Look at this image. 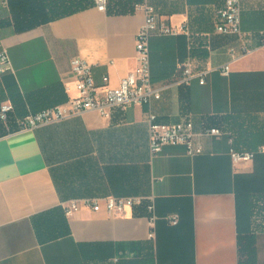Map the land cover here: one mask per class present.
Here are the masks:
<instances>
[{
  "label": "crops",
  "instance_id": "0c3cea01",
  "mask_svg": "<svg viewBox=\"0 0 264 264\" xmlns=\"http://www.w3.org/2000/svg\"><path fill=\"white\" fill-rule=\"evenodd\" d=\"M80 0H53L61 11ZM71 14L17 31L9 0H0V50L13 70L0 75V105L15 109L0 122V264H241L240 241L254 237L264 264V189L251 215V177L264 158V0H240V35L216 30L224 0H148L161 20L187 33L150 39L151 76L161 97L150 106L116 109L110 119L86 111L33 129L29 112L66 105L77 95L71 60L93 66L109 85L135 70L136 35L145 15L98 11L92 0ZM235 51V58L230 50ZM214 70L201 85H175L181 64ZM177 123L191 119L202 152L165 145L153 155L148 113ZM217 127L219 137L204 135ZM233 138V144L229 138ZM261 151L234 163L230 149ZM153 197L151 228L145 205L112 217L88 207L67 216L71 200ZM178 215L172 225L167 217ZM258 217V219H256ZM154 231V237L149 233Z\"/></svg>",
  "mask_w": 264,
  "mask_h": 264
},
{
  "label": "built area",
  "instance_id": "2783aa9c",
  "mask_svg": "<svg viewBox=\"0 0 264 264\" xmlns=\"http://www.w3.org/2000/svg\"><path fill=\"white\" fill-rule=\"evenodd\" d=\"M96 9L102 13L107 12L110 0H93ZM137 9L144 11L145 19L136 35V58L138 65L134 71L124 76L118 86L109 85V76H103L102 85L96 84L93 77V66L81 57L71 60V72L74 78L77 95L70 98L66 105L47 108L38 113L29 112L20 119L21 129H33L40 125L59 121L64 118L82 114L86 111H95L104 118L110 119L116 109L125 111L132 105L150 106L153 100L161 97V87H156L151 76L150 39L155 35H178L187 33L186 27L180 29L171 26L161 20L155 7L148 0H142ZM216 30L220 33H234L240 35L241 29V4L240 0H224L223 7L219 10V21ZM264 41V31L261 33ZM230 55L235 58V51L230 50ZM182 74L175 78V85L189 86L193 80L198 79L203 85L206 77L214 70L221 71L224 75L230 73V63L219 68L194 70L191 59L181 64ZM13 70L9 52L6 48L0 50V75ZM15 107L10 102L0 105V121L7 123L10 114ZM149 144L153 155L159 154L165 145H185L189 155H197L202 152V146L194 140L193 122L191 119H183L177 123H165L149 111ZM204 135L219 137L223 131L217 127L204 131ZM233 144V138H229ZM230 155L234 163L249 162L254 160V152H238L234 147L230 149ZM145 205L148 212L151 228H154L155 202L153 197L131 196L116 197L109 196L104 199H81L71 200L64 208L67 216L79 212L88 207L95 212L105 208L112 217H122L127 209ZM167 220L176 225L179 222L178 215H171ZM154 237V231L149 233Z\"/></svg>",
  "mask_w": 264,
  "mask_h": 264
},
{
  "label": "trees",
  "instance_id": "16d2710c",
  "mask_svg": "<svg viewBox=\"0 0 264 264\" xmlns=\"http://www.w3.org/2000/svg\"><path fill=\"white\" fill-rule=\"evenodd\" d=\"M92 2L94 4L93 0ZM141 3L142 0H110L106 13L115 15L133 14L137 10V5ZM55 4L56 3H53V0H9L10 9L13 14L17 31L31 29L39 24L52 20L54 17L49 15V13H54L57 16L71 14V12H75L86 6L85 2L80 0L77 4L72 5L73 7L71 8L63 9L61 11H52V8H57ZM250 152H254L255 160L262 153L258 150ZM261 157L264 158V154L261 155ZM250 188L252 191L250 193L251 215L259 216V206L257 201L260 195L259 193L263 192L261 190L264 189V160L256 167L255 173L251 177ZM256 219H258V217H256ZM240 250L241 264H256V251L254 248L253 236H248L244 240L240 241Z\"/></svg>",
  "mask_w": 264,
  "mask_h": 264
}]
</instances>
